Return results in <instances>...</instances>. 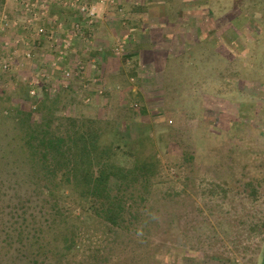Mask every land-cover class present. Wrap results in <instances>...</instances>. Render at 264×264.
Returning <instances> with one entry per match:
<instances>
[{"label": "rangeland", "instance_id": "374dc122", "mask_svg": "<svg viewBox=\"0 0 264 264\" xmlns=\"http://www.w3.org/2000/svg\"><path fill=\"white\" fill-rule=\"evenodd\" d=\"M139 1H2L0 264H261L264 0H159L146 36L118 33ZM78 133L117 225L87 209L86 172L37 155ZM144 161L148 175L111 172Z\"/></svg>", "mask_w": 264, "mask_h": 264}, {"label": "trees", "instance_id": "16d2710c", "mask_svg": "<svg viewBox=\"0 0 264 264\" xmlns=\"http://www.w3.org/2000/svg\"><path fill=\"white\" fill-rule=\"evenodd\" d=\"M3 0H0V5L2 3ZM92 137L91 135H87L84 133H78V140H79V146L78 148L71 147L69 145L65 146V149L62 148L63 145V137L59 136V135H54L49 136L46 141H43L42 146H44V151L43 149L39 150L37 152V155L43 160L44 157L46 156V151L48 149L53 150V152H55L54 157L57 156H62L64 155V159L66 160H70L71 161V165H70V169L72 174L74 175V178L76 177V171H81V172H86L84 175H79V177H81V185H82V189L80 191V195L83 196L85 199L84 200H88V204L89 207H87V209H93L95 207V202H101L102 206L100 207L101 209V216L105 219V221H108L110 224L113 225H117L118 224V217H119V212L118 209L120 207V205H118L117 203H114V201L110 200L109 198V188H106L107 185V181L105 183V175H102L101 179H97L98 176H96V178H91L92 180L89 179V176H87V173H89L88 170V166L90 165V162L87 160V158H90L91 154H92V150H93V144H87V140L86 137ZM75 138V136H70L67 138ZM31 137H27L26 139V144L27 146H30V139ZM85 138V140H84ZM25 142V139H24ZM81 142V144H80ZM65 153H67V155H65ZM70 153V156L68 155ZM81 155H84L86 157V159L84 161L79 160L81 159ZM69 156V157H68ZM80 161V163H79ZM84 162V163H82ZM148 164L144 161L142 163H140L139 165L136 164L132 167H129L127 169H121L119 167H115L111 172L115 173L117 175H120L121 177L125 174H136L134 172V170L139 171V173H146V175L149 174L148 171ZM79 167H82V169H78ZM85 179V180H84ZM84 181V182H83ZM90 196V197H89ZM100 196V198H99ZM101 197H102V201H101ZM90 198V199H89ZM97 199V200H96ZM99 200V201H98ZM100 204V205H101ZM86 209V210H87ZM75 234V233H74ZM74 242V235L72 232H70L69 234H64L62 235V245L61 248L64 252L68 251L70 248H72V244ZM41 244H38L36 247L40 246ZM36 250H38L37 248L35 250H33V253L37 252ZM262 264H264V261H262Z\"/></svg>", "mask_w": 264, "mask_h": 264}, {"label": "crops", "instance_id": "0c3cea01", "mask_svg": "<svg viewBox=\"0 0 264 264\" xmlns=\"http://www.w3.org/2000/svg\"><path fill=\"white\" fill-rule=\"evenodd\" d=\"M139 1V0H138ZM158 1L159 0H140L139 2L143 5V6H141V4L140 5H132L133 7L131 8V6L129 7L130 8V10L132 9L133 10V13H135V20H131V21H129V23H128V26L125 28H122L121 27V25H120V30L118 31V33H121V32H126V33H124L123 35H128V32H131L132 33V30L131 29H135V25L137 26V28H138V30L139 31H141L145 36H146V32H148V31H150V30H152L153 29V27L154 26H152L154 23L152 22V21H149V20H147V19H149L147 16H150V13L149 12H152V10L153 9H156V6H154V5H158ZM20 6V5H19ZM144 8V10H145V12H144V17H143V15H142V11H140V9L141 8ZM62 8V7H61ZM184 7H182V6H178L177 5V9L179 10V11H181L182 9H183ZM28 9H32V5L28 8ZM56 9V8H55ZM185 9V8H184ZM27 10V9H26ZM54 10V9H53ZM57 10V9H56ZM28 11V10H27ZM46 14H48V13H46ZM58 14H60V13H58ZM57 14V15H58ZM61 14H63V13H61ZM61 14H60V17L59 16H57L58 18H61ZM49 15H54V14H50L49 13ZM128 15V14H127ZM129 16V15H128ZM63 17V16H62ZM75 17L76 16H74V17H72L73 18V20L75 19ZM118 21V20H117ZM68 23V22H67ZM66 24V23H65ZM122 26H124V25H122ZM147 26V28L145 29V27ZM127 29V30H126ZM76 30L78 31V29H77V27H76ZM140 33V32H139ZM139 33L137 32V33H133V34H136L137 36H139ZM128 37H129V35H128ZM72 37H69V38H65V39H67V40H69V39H71ZM64 39V40H65ZM74 39H76V38H74ZM146 40L147 41H151V39L150 38H146ZM131 42H134V41H131ZM152 43V42H151ZM137 44L139 45V48H141V50H142V48H144L141 44H142V42H140V41H138L137 40ZM145 47H148V46H145ZM140 50V49H139Z\"/></svg>", "mask_w": 264, "mask_h": 264}, {"label": "built area", "instance_id": "2783aa9c", "mask_svg": "<svg viewBox=\"0 0 264 264\" xmlns=\"http://www.w3.org/2000/svg\"><path fill=\"white\" fill-rule=\"evenodd\" d=\"M25 8L28 10V8L31 6V5H24ZM79 9L81 10L82 13H86V15H92L94 12H95V7L93 5H81V7H79ZM35 32L36 33H41V32H44V29L41 27V26H37L35 28ZM62 52H59L58 54V57H61L62 55L60 54ZM68 72L65 71L64 72V75H67ZM33 90L30 89V92H32Z\"/></svg>", "mask_w": 264, "mask_h": 264}, {"label": "flooded vegetation", "instance_id": "af4514ba", "mask_svg": "<svg viewBox=\"0 0 264 264\" xmlns=\"http://www.w3.org/2000/svg\"><path fill=\"white\" fill-rule=\"evenodd\" d=\"M262 261H264V253H263V257H262V260H261V264H262Z\"/></svg>", "mask_w": 264, "mask_h": 264}]
</instances>
